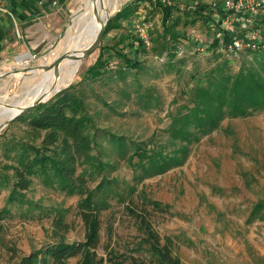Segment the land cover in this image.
<instances>
[{
	"label": "rangeland",
	"instance_id": "374dc122",
	"mask_svg": "<svg viewBox=\"0 0 264 264\" xmlns=\"http://www.w3.org/2000/svg\"><path fill=\"white\" fill-rule=\"evenodd\" d=\"M111 1L112 7L108 9L109 15L113 16L123 4L132 0ZM164 1L175 2L180 9L195 4L193 0ZM201 1L216 10L211 11V16L219 22L217 9L224 12L221 1ZM82 3V0H71L70 11L65 15L60 31L56 32L57 36L45 40L42 48L30 51L19 62L0 64V74L14 68L47 65L62 54L67 25ZM151 10L153 6L150 4L139 5L137 15L123 22L120 29L109 31L101 44L106 47L114 45L120 33L131 35V42L136 43L135 25L146 19L151 24L150 42V35L156 36V32L161 31V15L156 12L148 14ZM263 18L264 5L256 13L242 10L235 23L243 29V25H251L253 19L259 24ZM258 30L264 37L261 26ZM186 35L188 42L193 38L204 43L211 33L199 20L194 28H186ZM188 47L179 50L177 56L196 54L197 67L208 68L209 54L197 50L192 43ZM150 48L151 42L149 48L137 44L141 51H129L132 57L143 61L145 68L139 72V78L146 88L153 89L155 105L148 109L128 85L131 83L129 76L125 82L109 77L95 80L86 77V71L98 56V49L76 63L71 74L57 85H77L92 125L108 134L105 136L108 140L100 136L95 141L96 148L88 153H74L76 172L84 175L90 189L102 184L125 197L121 201L111 200L109 207L99 214L98 255L111 256V264H131V258L140 264H152L146 243L142 244L140 251H134L143 238L129 215V210H134L147 218L152 230L161 238L169 236L174 239L173 253L183 264H264V221H247L251 206L264 199V109L244 118H224L215 130L196 142L186 147L178 146L168 134V114L179 105L188 104L187 95L182 94L183 79L174 73L155 75V67L163 57H156ZM239 64L237 58L232 61L233 72L237 71ZM191 66V60H188L187 69L190 70ZM39 79L40 75L31 74L0 78V102L11 104L27 97ZM185 82L189 87L194 84L187 79ZM4 108L0 106V110ZM17 118L0 131V169L12 162L6 155L14 154V151L7 152L13 141L39 144L44 135V132H29ZM111 137L121 139L124 146L119 147L118 139ZM134 143L146 149L162 150L163 154H178L183 157L182 164L162 174L138 177L139 169L134 164L135 159L130 157ZM98 163L101 167L97 166ZM8 194V189L0 190V264H15L16 258L11 259L9 248H14L21 256L52 241V218L55 215H60L70 226L66 241L83 240L84 226L77 213L79 196L61 193L36 178L23 192L25 203H7ZM151 201L158 203L157 207L153 208L149 204ZM76 263L77 258L69 260V264Z\"/></svg>",
	"mask_w": 264,
	"mask_h": 264
},
{
	"label": "trees",
	"instance_id": "16d2710c",
	"mask_svg": "<svg viewBox=\"0 0 264 264\" xmlns=\"http://www.w3.org/2000/svg\"><path fill=\"white\" fill-rule=\"evenodd\" d=\"M193 1L194 5L188 4L184 9L178 8L175 2L168 4L163 0L126 2L110 17L101 39L102 41L109 31L120 29L123 22L135 17L139 5H152L153 10L148 14L160 13L161 31L156 32V36L150 35V49L159 59L163 57V61L155 67V75L161 72L174 73L183 79L182 94L187 95L188 104H181L174 112L168 114L169 137L171 141L183 147L215 130L224 118H244L264 109V37H261L258 30L261 26L264 31V18L259 24L253 19L251 25L244 24L243 29L240 24H235L234 31L229 32L222 25L227 14L225 10L223 14L217 9L220 20L215 22L211 16V11H216L214 8L201 0ZM199 20L204 23L211 36L204 43L193 38L188 42L186 28H194ZM251 32H257L260 36L254 47L236 50L232 44L233 40L235 38L246 40ZM131 37L120 33L117 42L108 47L100 42L98 56L86 71V77L91 80L109 77L125 82L129 76L131 83L128 85L133 87L138 101L148 109L155 105L153 89L146 88L139 78V72L145 68L143 61L132 57L129 52L130 49H135L137 44L145 47L138 40L136 32L134 34L136 43L133 40L131 42ZM184 41H187L186 45ZM191 43L197 50L202 48L201 51L205 50L209 54L208 68L197 67L194 60L196 54L177 56L179 50L189 48ZM204 46L206 48H203ZM105 49L108 51L105 52ZM235 58L240 64L237 71L233 72L231 65ZM188 60L192 63L190 70L186 67ZM113 66L115 68H112ZM185 75L187 81H194L193 86L189 87V83L185 82ZM125 89L122 91L125 92ZM17 121L29 132H44V135L39 144L13 141L7 149V152L14 151L12 156L6 155L12 162L0 169V190L9 191L7 203H25L27 200L23 192L29 189L33 178L66 195H77L79 196L77 213L84 226V237L82 241H66L65 235L69 232L70 226L60 215H55L52 218V241L21 256L17 255L14 248H9L11 259L16 258L15 264H69L71 258H77L76 264H111V256H99L97 253L100 244L99 214L109 207L111 200L121 201L125 200V197H120L118 193L102 184L90 189L84 175L76 172L74 153H88L96 148L95 141L99 140L100 136L101 139L108 137L107 133L92 125L77 85L62 89L45 103L18 116ZM117 142L119 147L124 146L121 139ZM132 145L134 151L130 157L131 160L135 159L134 164L139 169L138 177L162 174L182 164L183 157L178 154H163L162 150L146 149L135 143ZM97 166L101 167V164L98 163ZM149 204L153 208L158 205L152 201ZM129 215L143 234L134 251H140L142 244L146 243L152 264H183L173 253L176 246L173 238L169 236L161 238L152 230L147 218L134 210H129ZM256 219L264 221V199L256 201L251 206L247 221ZM131 259V264H140L136 259Z\"/></svg>",
	"mask_w": 264,
	"mask_h": 264
},
{
	"label": "crops",
	"instance_id": "0c3cea01",
	"mask_svg": "<svg viewBox=\"0 0 264 264\" xmlns=\"http://www.w3.org/2000/svg\"><path fill=\"white\" fill-rule=\"evenodd\" d=\"M40 1L7 0L13 16H0V64L19 62L30 51L42 48L45 40L57 36L71 0Z\"/></svg>",
	"mask_w": 264,
	"mask_h": 264
},
{
	"label": "bare ground",
	"instance_id": "6f19581e",
	"mask_svg": "<svg viewBox=\"0 0 264 264\" xmlns=\"http://www.w3.org/2000/svg\"><path fill=\"white\" fill-rule=\"evenodd\" d=\"M82 2L83 5L73 13L69 25H67L63 42L64 50L66 52H80L86 48L93 41L99 29V20L104 22L106 16L110 12V9L108 8L112 7L111 0H82ZM76 63L79 64V61L73 59H65L61 62L58 70V77L55 76L53 70H33L30 72L31 76L40 75L38 83L33 87L27 97L16 100L10 105V107H5V110H0V127L9 119V117L17 113V108H21L34 102L36 98L46 92L53 84H56L54 91L51 92L47 98L51 97L56 90L65 87L67 84L60 87L57 85L71 74Z\"/></svg>",
	"mask_w": 264,
	"mask_h": 264
},
{
	"label": "built area",
	"instance_id": "2783aa9c",
	"mask_svg": "<svg viewBox=\"0 0 264 264\" xmlns=\"http://www.w3.org/2000/svg\"><path fill=\"white\" fill-rule=\"evenodd\" d=\"M42 1L43 0H41L40 2L42 3ZM211 1H216V0H211ZM220 1L222 3L223 9L227 13L222 21V25L224 26L225 30L229 32L234 31V25L236 24L235 18L237 15L240 14L242 10L248 9L250 10V12L256 13L258 9L264 5V0H258V1L257 0H220ZM6 2L7 0H0V16L2 15L13 16ZM166 3L169 4V2ZM150 26L151 24L148 21H143L135 25V32L137 34L138 40L144 45L145 48L150 47V42L148 40V32ZM217 36H219V34H217ZM258 39H259V35L257 34V32H251L246 37V40L235 38L232 44L236 50H240L248 46L254 47ZM199 50H203V49L200 48Z\"/></svg>",
	"mask_w": 264,
	"mask_h": 264
},
{
	"label": "water",
	"instance_id": "95a60500",
	"mask_svg": "<svg viewBox=\"0 0 264 264\" xmlns=\"http://www.w3.org/2000/svg\"><path fill=\"white\" fill-rule=\"evenodd\" d=\"M92 1H96V0H92ZM110 15L108 14L105 18V21H101L99 20V29L93 39V41L86 47L84 48L82 51L80 52H63L62 54H60L59 56H57L50 64L47 65H41L39 67H23L21 69H16L14 68L13 70L0 74V78H5L8 76H14V75H26V74H30V72H32L33 70H42V71H49V70H53L55 76L58 77V70H59V66L61 64V62H63L65 59H73V60H77V61H81L82 59H85L87 57H89L91 54H93L97 49L98 46L101 42L102 39V35L105 29L106 24L108 23L109 19H110ZM56 84H53L52 86L49 87V89L44 92L41 96H39L38 98H36L34 100V102L23 106L21 108H17V113H15L13 116L9 117V119L0 127V131L6 127L10 122L14 121L18 116H20L21 114L27 112L28 110L38 106L39 104L45 103L46 101H48L52 96H54L55 94H57L58 92H60L62 89L68 87L69 85L67 84L65 87L60 88L58 90H56V92L49 98H47V96L54 91ZM11 104H5L0 102V106L3 107H10Z\"/></svg>",
	"mask_w": 264,
	"mask_h": 264
}]
</instances>
